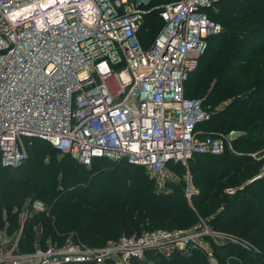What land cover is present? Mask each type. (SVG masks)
Masks as SVG:
<instances>
[{"label": "built area", "instance_id": "obj_1", "mask_svg": "<svg viewBox=\"0 0 264 264\" xmlns=\"http://www.w3.org/2000/svg\"><path fill=\"white\" fill-rule=\"evenodd\" d=\"M213 1L0 0L1 164L24 163L26 137L41 138L84 165L95 158L127 159L162 179L170 162L188 167L195 154L234 150L240 132L200 136L196 126L209 113L200 99L185 95L208 38L222 30L207 11ZM151 11H158L162 26L144 46ZM46 210L36 200L24 220ZM201 221L189 229L125 234L97 247L68 240L22 251L19 233L1 241L0 264H132L148 250L169 254L193 247L217 264L205 237L258 250Z\"/></svg>", "mask_w": 264, "mask_h": 264}, {"label": "trees", "instance_id": "obj_2", "mask_svg": "<svg viewBox=\"0 0 264 264\" xmlns=\"http://www.w3.org/2000/svg\"><path fill=\"white\" fill-rule=\"evenodd\" d=\"M207 11L222 30L208 38L185 95L200 99L209 113L196 126L200 136L234 129L240 134L233 140L234 150L195 154L188 167L168 163L169 168L188 169L191 202L184 179L158 192L144 166L108 158L84 165L69 154L61 156L41 138L26 137L28 157L22 165L5 167L0 161V243L2 235L14 240L21 230L22 251L45 245L48 238L102 246L122 234L189 229L203 219L212 229L236 234L258 248L213 243L217 264H264L263 160L252 155L264 149V0H214ZM161 26L158 11L149 12L144 46L151 45ZM35 199H42L47 210L30 212L22 227L20 212L30 211ZM132 264L211 262L203 249L193 247L169 254L148 250Z\"/></svg>", "mask_w": 264, "mask_h": 264}, {"label": "rangeland", "instance_id": "obj_3", "mask_svg": "<svg viewBox=\"0 0 264 264\" xmlns=\"http://www.w3.org/2000/svg\"><path fill=\"white\" fill-rule=\"evenodd\" d=\"M222 22V21H221ZM223 23V22H222ZM235 130V129H234ZM239 129H237V130H235V131H237V132H240V131H238ZM211 133H213V132H211ZM28 153V152H27ZM61 156H62V154H60ZM252 155L253 156H255V157H257L258 158V160H263V162H262V166H261V170H262V174H264V149H262V150H259V151H256V152H253L252 153ZM168 173H167V175L162 179V178H156V177H154L150 172H148V171H146L148 174H149V176H150V178H152L153 179V181H154V188H155V190L156 191H158V192H165V191H168V190H170L171 189V187L169 186V183H176V182H180L182 179H184L185 180V182H186V188H185V192H186V196L188 197V199H189V201L191 202V200H190V195H188V191H187V189H188V186H189V180H188V177H189V172H187V170L188 169H185V168H181V167H177V168H169L168 167ZM143 172H145V171H142V173ZM180 174H182V175H180ZM191 189L193 190V186L191 185ZM232 191H234V189L232 190ZM36 200H39V201H42L44 204H45V206H46V203L42 200V199H35L33 202H32V204L36 201ZM32 206V205H31ZM27 211H25V210H22L21 212H20V221H21V224H22V227L24 226V223H25V221L26 220H24V214L26 213ZM39 212H42V211H39ZM203 220V219H202ZM205 221V220H204ZM200 223H202V221H200V222H198L196 225H199ZM205 224L206 225H208V223L205 221ZM195 226V225H194ZM183 229H188L187 227L185 228V227H182ZM191 228V227H190ZM145 231V230H144ZM20 233V235H21V230L17 233V234H19ZM125 235V234H124ZM10 236V235H9ZM9 236H7V235H2V237H3V240L4 239H9V238H7V237H9ZM122 236H123V234H122ZM205 239L207 240V241H209L208 242V244L210 245V246H213V242H211L210 241V238L208 237H205ZM68 240H72V239H68ZM68 240H66V241H68ZM65 241V242H66ZM72 241H74V242H78L77 240H72ZM46 244L47 243H57L58 241H53V240H51V239H46V241H44ZM110 242V241H109ZM79 243H81V242H79ZM36 244V243H35ZM252 244V243H251ZM89 246V245H88ZM255 246V245H254ZM90 247H97V246H90ZM256 247V246H255ZM251 248V247H250ZM258 249V248H257ZM205 251V250H204ZM206 252V251H205ZM212 252H213V249H212ZM207 253V252H206ZM208 255V254H207ZM214 256V255H213ZM210 259V258H209ZM210 262H211V260H210ZM211 264H212V262H211Z\"/></svg>", "mask_w": 264, "mask_h": 264}]
</instances>
